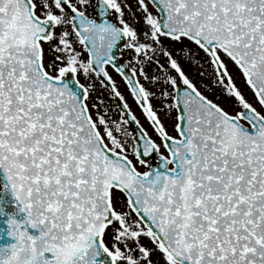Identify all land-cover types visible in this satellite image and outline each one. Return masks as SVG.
<instances>
[{
	"label": "snow or ice",
	"instance_id": "obj_1",
	"mask_svg": "<svg viewBox=\"0 0 264 264\" xmlns=\"http://www.w3.org/2000/svg\"><path fill=\"white\" fill-rule=\"evenodd\" d=\"M0 264H264V0H0Z\"/></svg>",
	"mask_w": 264,
	"mask_h": 264
},
{
	"label": "flooded vegetation",
	"instance_id": "obj_2",
	"mask_svg": "<svg viewBox=\"0 0 264 264\" xmlns=\"http://www.w3.org/2000/svg\"><path fill=\"white\" fill-rule=\"evenodd\" d=\"M116 79H117L118 83H120L121 90H122V91H125V90H124L123 83L119 81V78H118V77H116ZM125 95L127 96V92H126V91H125ZM129 103L132 105L133 110L137 112V115H139V110L136 108L135 104L132 103L130 97H129ZM141 119H142V118H141ZM142 122H143V119H142Z\"/></svg>",
	"mask_w": 264,
	"mask_h": 264
},
{
	"label": "rangeland",
	"instance_id": "obj_3",
	"mask_svg": "<svg viewBox=\"0 0 264 264\" xmlns=\"http://www.w3.org/2000/svg\"><path fill=\"white\" fill-rule=\"evenodd\" d=\"M238 83H239V81H238Z\"/></svg>",
	"mask_w": 264,
	"mask_h": 264
}]
</instances>
